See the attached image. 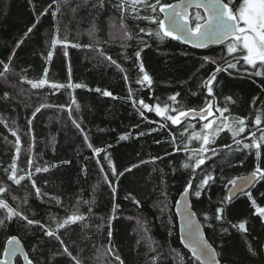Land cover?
Returning a JSON list of instances; mask_svg holds the SVG:
<instances>
[{
	"label": "trees",
	"instance_id": "trees-1",
	"mask_svg": "<svg viewBox=\"0 0 264 264\" xmlns=\"http://www.w3.org/2000/svg\"><path fill=\"white\" fill-rule=\"evenodd\" d=\"M117 3L119 0H104V6L100 7L99 0H56V3L0 0V62L8 63L15 50L11 71L6 78L0 77V186L10 188L7 196L10 206L19 205L18 210L29 218L52 228H55L52 217L62 222L78 207L77 214L84 216V220L66 225L58 235L82 264H120L116 255L123 264H198L180 242L174 214L176 200L193 175L191 168L182 166L188 162V154L173 152L176 146L182 148L187 134L181 137L180 126L163 121L155 112L140 109L144 113L141 116L137 111L139 104L134 108L132 101L202 107L209 97L201 82L216 67L204 63V58L222 64L226 48L222 45L195 50L179 41L149 37L139 29L155 30L156 25L132 19L130 10L125 13L122 27L121 13L113 6ZM57 7L59 11L53 17ZM45 9L46 14L40 16ZM146 14L151 13L141 8L140 15ZM33 24L36 25L33 31L25 37ZM125 30L132 35L131 40L124 38ZM53 37L61 41L55 48L51 44ZM21 39L23 43L17 48ZM49 51L53 52L51 60L47 58ZM100 51L105 55L101 56ZM136 51L141 52L139 62ZM107 56L124 71L107 60ZM141 62L153 80L151 87L136 83L142 76L138 67ZM45 69L49 82L67 84L71 77L73 83L84 87L55 91L47 85L31 88L28 81L45 78ZM0 71H3L2 63ZM252 71L241 62L237 69L217 73L214 88L218 105L223 106L224 98L231 97L229 113L249 121L256 112L264 110V77L250 75ZM126 73L128 83L124 80ZM104 90L116 98L103 96ZM176 93L179 96L173 104L168 98ZM73 97L78 109L72 104ZM42 104L46 107L33 117L35 109ZM62 105H71V119ZM73 119L81 125L94 148L106 151L94 156ZM161 123L167 126L161 129ZM11 130H17L21 138V153L16 163L23 171H18L17 176L24 175L26 179L20 185L7 179L16 155V137L11 135ZM172 135L177 137L176 145L171 142ZM242 135L246 136L247 131ZM121 136L128 138L120 140ZM225 144L236 147L227 132L221 133L212 145L220 154L202 166L211 172L214 180L199 198L191 194L192 208L221 264H264V220L255 214L246 194L223 205V220L214 219L215 209L227 197V181L249 174L256 163L254 152L229 153L226 148L221 150ZM190 147H199V143L193 142ZM105 155L110 156L117 172L124 175H112ZM29 156L34 162L31 168ZM154 157L162 159L153 160ZM133 165L138 166L133 168ZM35 167L48 171L37 173ZM127 168L132 170L126 172ZM202 169H197L193 191L203 178ZM28 173L40 189V197L27 179ZM104 175L108 176V183L103 180ZM109 183L116 188L115 194ZM249 192L257 205L264 207V181L255 184ZM13 195L17 197L15 201ZM25 197L27 203H23ZM109 218H112L110 225ZM241 221L246 222L247 232L232 227ZM12 235L22 242L34 264H75L71 257L62 254L59 241L46 237L39 225L25 226L19 219L0 226V257ZM15 264H21L20 258Z\"/></svg>",
	"mask_w": 264,
	"mask_h": 264
},
{
	"label": "snow or ice",
	"instance_id": "snow-or-ice-1",
	"mask_svg": "<svg viewBox=\"0 0 264 264\" xmlns=\"http://www.w3.org/2000/svg\"><path fill=\"white\" fill-rule=\"evenodd\" d=\"M56 3V0H53ZM99 6H104V0H99ZM121 13V25L123 27V21L125 19V13L130 10L132 19L148 21L149 24L156 25V29H146L141 27L139 29L140 33L163 41L165 39H171L175 41H180L186 44H191L194 48H203L208 44H220L226 48V54L222 55L221 60L223 63H217L209 57L204 58V63L216 64L214 70L209 74L208 78L201 82V86L206 89L207 97L204 101V105L199 108H186L183 105L178 107H173L168 103L161 105L156 103L155 105H149L145 103L144 100H133V107L135 108L137 103L139 108L137 111L143 116L144 113L140 109H144L148 112H155V115L160 117L163 121L171 122L173 126H180L183 131L180 133L181 137H185V142H183L182 148L176 146L173 148V152L183 151L187 153L188 162L183 163L184 169L191 168L192 176L186 183L182 195L194 194L195 197L199 198L202 191L206 189L213 182L214 177L210 171L202 169L206 163L213 157L218 156L220 153L217 148L212 147L216 143V140L220 137L221 133H229L231 135L232 143L236 146L232 147V144H225L221 146V150L226 148L229 153L241 152L244 154L253 153L255 156V167L247 176H239L235 179H229L227 181L231 188L228 189L230 195L225 197L221 201V207L215 209L214 219L221 221L224 219L225 205L229 202L237 193H244V190L249 186H254L255 184L264 181V110H260L254 114V119L249 121L246 117L233 116L229 113L228 103L231 102V97H225V103L220 106L216 102L214 88L215 82L217 81V73L226 72L229 69H237L238 65L243 62V65H247L253 71L250 75L256 77H264V0H178L177 3H166L162 0H119V3L113 5ZM51 7V5H49ZM141 8L145 12L151 14L140 15ZM189 9H195L194 12H190ZM202 10V11H201ZM59 7L56 11L52 12L53 17L56 16ZM47 9L40 13V16L45 15ZM160 14H163V18H160ZM38 22V21H37ZM36 25L33 24L29 27L27 32L24 34L25 37L31 33ZM124 38L126 40H131L132 35L125 30ZM23 43V39L17 42L16 47L18 48L20 44ZM58 43H61L56 37L52 39V48H55ZM66 43V41L64 42ZM80 45H73V47H79ZM15 55V50L12 55L9 56V62H0L3 65V71H0V77H5L6 74L11 71L10 64L12 57ZM67 55V53H65ZM100 55L104 56L103 51H100ZM53 52H48V60H51ZM141 52H135L136 61H140ZM229 57L230 59L226 58ZM112 64H115L117 68L120 65L113 60L110 56L105 57ZM139 72L142 73L136 83L141 85V87L147 85L151 87L153 80L150 75L145 71L143 63L138 64ZM203 67V64L201 65ZM124 71L123 68H120ZM245 72L248 68L244 69ZM44 77L38 81H28L33 89H40L47 85L49 88L59 90L61 88L67 89H79L84 87L79 83H73L71 77L67 84H58L49 82L47 77V69H45ZM126 83L129 81L127 73L124 76ZM97 92L101 91L96 89ZM195 94V93H193ZM7 95V94H5ZM105 97H116L110 91L104 90L102 93ZM176 93L170 96L168 99L177 103ZM132 98V89L129 88V99ZM158 99V98H157ZM72 104H75L77 109L79 105L76 103L75 98L72 99ZM46 105H40L33 112V117L36 113L40 112L42 108ZM61 108H67L69 112V118H72V107L71 105L60 106ZM174 113V114H173ZM226 113H229L226 115ZM218 114V115H217ZM195 122V123H194ZM32 121L29 120L28 124L31 125ZM72 123L78 129H81V133L84 135V142L88 148L92 149L94 156H99L102 151H106L100 148H94L89 142L88 136L83 132L81 125L76 121L72 120ZM198 125V127H197ZM167 125L166 123H161L160 128L163 129ZM29 131L31 129L29 128ZM155 131V129H153ZM247 131V135L245 134ZM259 132V135H257ZM11 135L16 137V155L13 157V162L10 165L11 172L8 174L7 179L12 181L15 185H20L21 181L26 179V176H17L18 171H23L17 166V159L21 153V138L18 135L17 130H11ZM144 135V133H140ZM127 136H121L120 140H126ZM173 145H176L177 137L172 135L171 140ZM193 142H198L199 147H190ZM31 145L29 146V150ZM227 155V154H225ZM104 159L108 162L109 168L112 171L113 176H122L124 172H117L110 156L105 155ZM162 159V157H154L153 160ZM33 159L31 156L28 158V166L31 168L33 166ZM67 163V162H66ZM99 164L100 161L97 160ZM143 163V161H142ZM138 165H133L132 167H137ZM197 169H202L203 178L199 183L195 185V190L193 191V184L196 180ZM132 168L125 169L126 172H130ZM8 171L7 169L5 170ZM37 173L41 171H48L47 168L35 167ZM101 173H104V168H100ZM27 179L31 180L32 187L35 189L37 197L42 195L40 189L36 186L35 180H32L31 173L27 174ZM103 180L108 183V176L104 175ZM109 187L112 189L113 194L116 193V188L109 183ZM10 188L0 186V226H5L6 223H10L15 219H19L25 222V226L39 225L44 231V235L49 238H53L59 241L61 248L63 249L64 255L71 257L75 264H82L81 260L73 257L69 248L64 244L61 236L58 235L60 229H64L66 225L75 223L77 221L84 220V216L78 215L79 208L76 207L73 212L66 216L62 222L57 221L55 217H52L53 222H55V228L49 227L47 225L41 224L39 221L29 218L22 211L18 210L19 205L15 208L10 206L7 202V196L10 194ZM248 199L251 201V205L255 208V214L258 215L262 220H264V207L257 205L256 200L253 198L250 192L245 193ZM264 195V194H262ZM16 196H12V200L15 201ZM135 203H139L135 201ZM23 203H27V197L24 198ZM84 203H88L85 201ZM181 201H177L176 204L179 206ZM185 203V209L188 208L187 202ZM92 209L89 207V212ZM195 213L186 211L185 214V232L186 239L184 241L185 247H187L192 257L198 262V264H221L220 260L217 259V252L204 237V234L196 226L193 220ZM112 218H109V225ZM205 219H208L205 216ZM232 227L238 228L241 232H247L246 222L241 221L238 224H233ZM227 231V229H223ZM109 238L111 237V231L108 233ZM7 247H5L4 254L5 259L0 260V264H9L11 257H14L19 253L24 257L27 264H34L33 260L23 251L21 248L20 240L17 239L15 235L8 238ZM107 251H111L110 249ZM251 251V249H249ZM104 255V253H101ZM179 253L177 256L179 257ZM115 259L123 264L121 258L116 255ZM181 261L183 258L181 257Z\"/></svg>",
	"mask_w": 264,
	"mask_h": 264
},
{
	"label": "water",
	"instance_id": "water-1",
	"mask_svg": "<svg viewBox=\"0 0 264 264\" xmlns=\"http://www.w3.org/2000/svg\"><path fill=\"white\" fill-rule=\"evenodd\" d=\"M177 1L173 2V3H177ZM195 9H189V11H194ZM202 11V10H201ZM161 15V19L163 18V14H160ZM180 42V41H179ZM182 44H185L195 50H205V49H208V48H211V47H219V46H222L220 44H208L206 47H203V48H194L191 44H186V43H183L181 42ZM249 175V174H247ZM247 175H244V176H247ZM253 186H249L248 188H246L244 190V193H237L230 201H233L234 199H236L238 196L240 195H243L245 193H248L251 189H252ZM229 188H231V185H229ZM183 192H181L176 200L177 201H181L180 205L177 206V204L175 203L174 205V214H175V217H176V221H177V229H178V235H179V239H180V242L181 244L183 245V247L191 254L190 250L185 247V239H186V232H185V214H186V211H190V212H194L193 208H192V202H191V194L190 195H182ZM230 193L229 191H227V196H229ZM184 202H187L188 204V208L185 209V203ZM193 220L194 222L196 223V226L200 229V231L204 234V237L205 239L207 240L206 236H205V232H204V229L201 225V223L199 222V219L195 213V216L193 217ZM18 239V238H17ZM19 240V239H18ZM208 241V240H207ZM21 243V248L23 249V251L26 253V250L24 248V245L22 244V242L20 241ZM7 242L5 244V247H7ZM5 250V248H4ZM27 254V253H26ZM263 254H264V246H263ZM192 256V254H191ZM5 254H4V251H3V255L0 257V260H3L5 259ZM17 258H20V261H21V264H27L26 260L24 259L23 256H21L19 253H17L16 256L14 257H11V259L9 260V264H15V260ZM218 259V258H217Z\"/></svg>",
	"mask_w": 264,
	"mask_h": 264
}]
</instances>
